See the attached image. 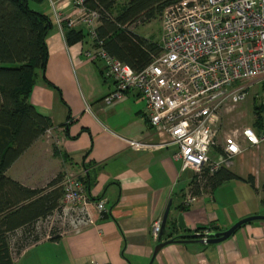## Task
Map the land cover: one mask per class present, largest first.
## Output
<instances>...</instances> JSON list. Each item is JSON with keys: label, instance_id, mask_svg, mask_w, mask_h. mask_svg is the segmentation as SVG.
Returning a JSON list of instances; mask_svg holds the SVG:
<instances>
[{"label": "crops", "instance_id": "0c3cea01", "mask_svg": "<svg viewBox=\"0 0 264 264\" xmlns=\"http://www.w3.org/2000/svg\"><path fill=\"white\" fill-rule=\"evenodd\" d=\"M58 4L64 14L75 10L71 0H58ZM44 7L50 9L53 20L44 75L57 87L40 76L30 99L50 117L56 132L34 140L7 174L31 187H44L58 174L86 175L89 195L104 198L110 215L101 216L97 199L86 208L77 205L82 216L72 222L73 229L61 231L57 239L46 237L30 244L20 257L36 249L41 264H92L91 260L148 264L158 243L152 225L163 218L171 199L169 218L180 231L210 223L217 226L215 232L222 231L246 216L264 214V144L242 142V150L226 166L239 178L202 188L197 199L183 207L195 170L184 168L182 160L175 158L177 145L136 149L124 139L157 138L147 119L145 98L130 90L123 99L105 105L104 97L115 82L106 76L104 61L86 55L90 39L69 43L66 29L55 20L53 6L47 1ZM239 104L225 110L223 118ZM224 130L223 119L222 132H228ZM224 145L225 134L222 141L218 138L212 154ZM181 215L184 225L179 224ZM152 264H264V219L243 223L220 242L168 243Z\"/></svg>", "mask_w": 264, "mask_h": 264}, {"label": "built area", "instance_id": "2783aa9c", "mask_svg": "<svg viewBox=\"0 0 264 264\" xmlns=\"http://www.w3.org/2000/svg\"><path fill=\"white\" fill-rule=\"evenodd\" d=\"M48 2L60 26L87 29L92 46L85 50L86 55L102 59L106 76L115 82V88L104 97L105 105H113L130 90L145 98L147 119L157 138L124 137L130 147L152 150L175 144V158L200 175L206 168L213 173L229 166L244 141L257 147L264 144V129L251 123L231 128L225 133L221 151L212 154L222 133L225 110H233L251 94L264 105V0L171 3L161 14L162 51L140 70L104 47L97 32L100 11L89 8L86 0H71L75 10L68 14L63 13L58 0ZM55 128L49 127L46 134L53 136ZM59 185L64 189L65 213L77 205L86 208L92 200L79 174L66 173ZM196 199L197 195L189 192L184 202ZM105 203L104 198L96 200L101 216L110 212ZM162 219L152 225L155 239ZM211 232L205 229L201 237Z\"/></svg>", "mask_w": 264, "mask_h": 264}, {"label": "trees", "instance_id": "16d2710c", "mask_svg": "<svg viewBox=\"0 0 264 264\" xmlns=\"http://www.w3.org/2000/svg\"><path fill=\"white\" fill-rule=\"evenodd\" d=\"M177 0H86L89 8L100 11L97 27L104 47L121 60L140 70L162 51L160 40L138 33L132 26L160 17L163 10ZM35 3V4H33ZM44 0H0V264H13L14 255L32 243L46 238V231H37V222L62 208L63 178L58 174L44 187H31L7 174L8 168L36 140L54 126L50 117L40 111L31 99V93L40 76L56 86L44 71L49 58L47 37L52 29L51 14L42 6ZM36 5V6H35ZM69 43L89 39L84 26L65 24ZM57 87V86H56ZM60 90V89H59ZM253 124L264 129V105L253 100ZM58 149L55 148V152ZM64 158L68 154L61 152ZM87 184V176L79 175ZM239 178L226 166L210 173L208 168L190 182V192L200 193L208 185ZM90 199H100L91 197ZM188 204L182 203L185 207ZM110 215L105 212L103 216ZM165 239L176 241L202 236L205 229L215 232L214 223L199 225L189 231L176 227V221L167 219ZM172 227V228H171ZM218 229V228H217ZM61 231L51 230L49 239H57Z\"/></svg>", "mask_w": 264, "mask_h": 264}, {"label": "rangeland", "instance_id": "374dc122", "mask_svg": "<svg viewBox=\"0 0 264 264\" xmlns=\"http://www.w3.org/2000/svg\"><path fill=\"white\" fill-rule=\"evenodd\" d=\"M47 1L48 0H44V3H47ZM120 1L123 3L127 2L128 0ZM44 9L47 12H51L49 8L44 7ZM132 27L140 34L152 36V38L159 40L161 37V16L147 22H138L137 25ZM244 104L245 106H243ZM254 116L255 115L253 113V94H251L246 100H244V102L242 101V103L239 104L237 110L233 111L232 113H227L225 115V117L223 118L225 129L224 131H229L230 128H241L246 124H251L253 123ZM224 134L225 132H222L219 136V139L221 141L224 139ZM80 212L81 207L78 206L70 213H65L62 208H59L52 212L47 218L41 219L39 220V222H37V231H46V234L48 232L50 234L51 230L54 229L57 231H70L74 228L72 222L82 216ZM49 234L45 237H48ZM36 251V249H33L31 255L26 258H22L19 254H17L14 258L13 264H41V261L36 259L35 257Z\"/></svg>", "mask_w": 264, "mask_h": 264}, {"label": "water", "instance_id": "95a60500", "mask_svg": "<svg viewBox=\"0 0 264 264\" xmlns=\"http://www.w3.org/2000/svg\"><path fill=\"white\" fill-rule=\"evenodd\" d=\"M171 205H172V199L169 200L167 207L165 209L164 216L162 219L161 231H160L159 236H158V243L155 245L153 255H152L148 264H152L153 260L155 259L157 253L159 252V250L161 248H163L168 243L176 241L174 238L164 239L165 233L167 231V219L169 217ZM257 218L264 219V214H254V215L246 216V217L238 220L237 222H235L231 227L227 228L226 230L211 232L208 235V237H200V236H198V234H194L195 235L194 239H190V240H186V241L211 242V243L220 242V241L226 239L227 237H229L232 233H234V231L243 223L250 221V220H253V219H257ZM179 224L184 225L182 215L179 216Z\"/></svg>", "mask_w": 264, "mask_h": 264}]
</instances>
